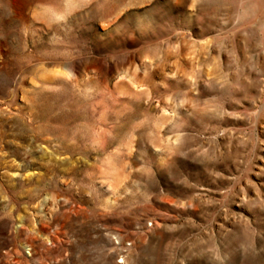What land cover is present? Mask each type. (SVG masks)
<instances>
[{"label": "rangeland", "instance_id": "1", "mask_svg": "<svg viewBox=\"0 0 264 264\" xmlns=\"http://www.w3.org/2000/svg\"><path fill=\"white\" fill-rule=\"evenodd\" d=\"M0 264H264V0H0Z\"/></svg>", "mask_w": 264, "mask_h": 264}]
</instances>
